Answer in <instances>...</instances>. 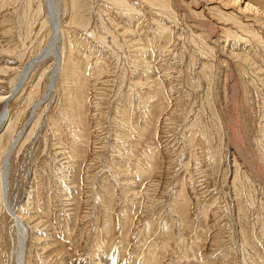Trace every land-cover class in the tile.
<instances>
[{
  "label": "rangeland",
  "instance_id": "obj_1",
  "mask_svg": "<svg viewBox=\"0 0 264 264\" xmlns=\"http://www.w3.org/2000/svg\"><path fill=\"white\" fill-rule=\"evenodd\" d=\"M122 1L63 0L55 91L41 107L46 61L8 102L0 167L28 128L8 175L27 264H264V0ZM44 15V0H0V114L49 41ZM235 120L249 159L228 146Z\"/></svg>",
  "mask_w": 264,
  "mask_h": 264
},
{
  "label": "bare ground",
  "instance_id": "obj_2",
  "mask_svg": "<svg viewBox=\"0 0 264 264\" xmlns=\"http://www.w3.org/2000/svg\"><path fill=\"white\" fill-rule=\"evenodd\" d=\"M112 1H114L118 5H123V6H124V3H125V2L123 3L122 0H112ZM62 2H63V0H44V9L46 11V15H44V16H46V19L44 21H46V22H42V25L44 27L45 24H49V27H50V38H49V41L48 42L46 41L47 45L46 46L44 45L45 47L42 48V49H40V51L37 53V56L36 57H33V58L29 59L28 60V63H26V65L21 68L20 73L17 74V76H16V78H15V80H14L12 86H11V89L8 92H6L5 94L2 95L1 100L3 102H6V100L9 98L10 93L12 92V90L14 88L15 89L16 88H19L17 94L20 93L21 92L20 91L21 85L23 87L25 86V84L27 83V81L30 78V75L33 74L32 71L36 67H39L40 65H42V63H45L46 61H52L50 63L52 65V69L53 70H52V74H51L52 76L50 77V80H49L47 89L45 91V94H47L46 92H48L46 98L45 99L43 98L44 100L41 103L39 102V100L41 101L42 98L39 99V100H37V102L40 103V106L43 103L45 104L48 101V99L51 97V95L53 94V92L55 91V89H56L55 88V85L57 83V77H58L59 73L61 72V69L63 68V62L66 60V57H67V54L65 52V49H66V46L65 45H66V40H67V34H66V31L64 30V28L62 27V18H61L62 11L65 10V8L63 9ZM75 3L76 2H74V4ZM250 4L251 3L249 2V6H251ZM125 6H126V3H125ZM70 7H72V9L74 7V5H73L72 2H71ZM41 8L42 7H40V6L38 8V15L39 16L41 15V13H40L41 10H42ZM76 11H78V10H76ZM209 23L210 22H208V24ZM54 28H56V32L55 33H54ZM216 29H214L213 32ZM215 32H217V31H215ZM48 33H49V31H48ZM48 55L49 56L51 55V56L49 58H47ZM20 82H21V85H19ZM23 87H22V89H23ZM234 91H235V89H234ZM237 96L238 95H236V92H233V96H232L233 104L231 106L232 108H229L228 107L229 108V111H230L229 114L231 113V116H232V114L235 115L236 114L235 112H237V111H235V108L237 110V103H238ZM37 102L35 101L34 103L36 104ZM39 103H37V104H39ZM32 106L35 107L36 105L35 106L32 105ZM4 109L2 110V112L0 114V122L2 120L1 117H2V114H3ZM37 110H36V112L34 110H32L33 111L32 112V114H33L32 121L34 120L35 116L37 115ZM7 111H8L7 117L9 118V112L10 111H9V107L8 106H7ZM7 117H6V120H5L4 124L7 121ZM234 118H235V116H234ZM234 118H233V120H234ZM32 121H31V124H32ZM235 122H236V120L234 122H232L235 125H234V128H233V126L231 128L233 130V133H232V137L229 136V138H231L230 139L231 142H228L229 143L228 146H229V148H231L232 145H237L239 147V150L242 152V153L240 152L241 155L244 154L242 156L243 157H246L247 156L248 159H249V157H253V156L250 154V152L248 151V149L243 144L244 141L241 138V135L240 134H236L234 132L235 131V127L237 126V123H235ZM4 124L1 125V123H0V133H1V130L3 129V127H4ZM27 129L28 128H26L25 130L24 129L23 130L21 129L22 131L20 130L21 132L17 133L15 135V137L11 140V142L8 143V146H7L6 150H5V155H4V158H3V161H2V165L0 167V188H1V197H2L1 198V201H3V204L6 206L7 213H10L12 215L11 217H12L13 223H14L12 225V228H14L16 230V233H18V238H17L18 240L14 238V235L10 236V238L13 240L12 243H14V245H15V243H17V248L16 247H12V251H11V258H12L13 264H27V240H28V236H29V231H28L29 229H28L27 223L15 211V208L13 207V205H11L10 201L8 200V194H9V190H8V187L9 186H8V184H9V178H10V177H8V175H9V171H10L9 170V167H10L11 164H10V158H9L8 162H6V164H5V158H6L7 152L11 148V146H13L12 147V151H11V154H12L13 150L15 149V147L17 146V144H19V142L21 141V139H22V137H23V135H24V133H25V131ZM238 133H239V131H238ZM17 138H19V139L17 140ZM249 162H251V160H249ZM261 169L262 168H260V170ZM11 232H10V234H11Z\"/></svg>",
  "mask_w": 264,
  "mask_h": 264
},
{
  "label": "water",
  "instance_id": "obj_3",
  "mask_svg": "<svg viewBox=\"0 0 264 264\" xmlns=\"http://www.w3.org/2000/svg\"><path fill=\"white\" fill-rule=\"evenodd\" d=\"M56 32V28H54V33ZM19 85H21V82L19 83ZM19 87V86H18ZM18 90H19V88H14L13 90H12V92L10 93V96H9V98L6 100V102L5 103H3V107L5 108L4 109V111H3V114H2V117H1V125H3L4 124V122H5V120H6V117H7V115H8V111H7V106H8V102H9V100L10 99H12L16 94H17V92H18ZM19 138H17V140H18ZM12 147L13 146H11V148L9 149V151L7 152V154H6V162H8V160H9V158L11 157V151H12Z\"/></svg>",
  "mask_w": 264,
  "mask_h": 264
}]
</instances>
